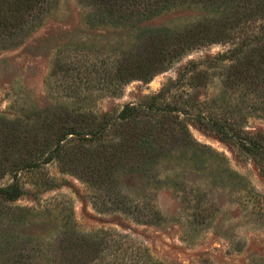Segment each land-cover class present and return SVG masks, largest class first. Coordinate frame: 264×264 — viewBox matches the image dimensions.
I'll list each match as a JSON object with an SVG mask.
<instances>
[{
	"label": "rangeland",
	"instance_id": "1",
	"mask_svg": "<svg viewBox=\"0 0 264 264\" xmlns=\"http://www.w3.org/2000/svg\"><path fill=\"white\" fill-rule=\"evenodd\" d=\"M239 6L233 19L217 20L234 25L223 44H192L167 71L122 88L104 80L105 71L116 75L127 60L137 59L142 51L136 38L143 31L180 33L214 14L183 6L140 30L102 27L88 22L86 0H54L42 25L21 45L0 47V187L17 180L25 190L12 203L0 198V264L25 258L49 264L55 245L73 231L119 234L121 244L109 251L121 263L264 264V168L251 152L184 116L189 105L194 114L237 120L232 127L264 136V80L254 87L256 96L243 97L245 104L231 102L232 78L225 68H197L210 57L230 55L232 47L248 53L253 46L259 54L248 53V59L264 61V13L248 19L250 6ZM206 69L208 77L199 73ZM142 104H153L156 111L117 122L96 141L70 136L45 163L62 131L114 122L126 106ZM174 106L176 111H161ZM138 120L153 130L148 142L133 132ZM173 121L188 127L194 145L174 144ZM149 144L166 149L154 160L139 161L133 145ZM110 145L127 147L123 162L134 170L119 167L115 179L105 175L101 152L110 153ZM35 164L42 167L25 168ZM117 194L144 209L121 210L111 203Z\"/></svg>",
	"mask_w": 264,
	"mask_h": 264
},
{
	"label": "trees",
	"instance_id": "2",
	"mask_svg": "<svg viewBox=\"0 0 264 264\" xmlns=\"http://www.w3.org/2000/svg\"><path fill=\"white\" fill-rule=\"evenodd\" d=\"M53 1L0 0V47L2 49H8L21 45L34 30L42 25L45 17L50 13ZM86 2L88 22H95L98 26L102 27L133 28L140 30L141 25L145 22L159 17L168 10L183 6L200 7L214 14L209 16L208 20L205 19L180 33L169 34L167 33L168 31L161 30L143 31L136 38L137 42H139V46L136 48H140L142 51L137 56V59L133 62H131V59L127 60L128 62L126 61L125 65H121L123 69L121 70L120 68L116 75H113L109 69L105 71L106 75H104L105 77L103 79L108 80L111 86L114 81L119 88L135 80L148 82L158 73L167 71L180 56L187 54L193 48L191 47L192 44L196 46L203 44H223L225 39L231 36L234 25L229 21L219 23L220 20H217L221 19L224 15H231L233 19L235 11L240 7L239 5L241 3H244V5L247 3L250 6L247 10L249 12L248 19L251 16L264 13V0H86ZM213 16H216V18H213ZM261 29L264 31V26ZM251 43H246L245 49L253 44ZM229 50L230 55L224 53L213 58L210 57L209 61L197 64V68L207 64L225 68L232 78L231 84H227V88L231 90L229 95L231 102L233 100L235 102L236 100H241L240 102L245 104L246 101L243 100L245 99L243 97H246L245 100H248L251 96H256L254 87L264 80V61L261 57L262 61L259 60L257 63L252 64V61L248 59V53L254 54V56L259 54V50L254 49L253 46L250 47V52L248 53H245L242 48L234 49L232 47ZM260 50H263V48H260ZM243 53L246 55H243ZM199 73H203L204 77L210 76L207 69L200 70ZM240 77L245 78V82H242ZM113 87V93H116V90H114L115 87ZM156 98L158 97H153L151 100L155 101ZM247 102L250 105L249 101ZM250 103L252 104L250 106L254 107L255 104ZM185 106L188 108L187 111L184 110V116L187 119L196 120L202 127L215 131L222 139L237 143L246 152H251L254 156H257L258 161L256 162L264 168V136H249L242 129L232 127V123H239L237 120L226 119L221 121L217 118L214 120L209 119L207 116L192 113L193 110L189 108V105ZM154 108L153 104H142L138 107L126 106L114 122L98 124L95 127H76L62 131L59 133L61 135L57 137L58 140L55 143L58 147L53 151L51 158L45 163L51 162L53 155L59 152L61 146L70 136H83L85 139L96 141L104 136L109 126H113L117 122L123 124L133 121L142 116L149 118L152 111H156ZM177 109L178 107L174 106L171 109H163L161 111L167 114V110L173 112ZM205 120L207 121L205 122ZM173 123L176 126L170 131V134L174 139V144L180 143L183 146L194 145L195 143L192 140L188 127L182 121H173ZM132 128L135 134L142 133L144 143L148 142L153 132L149 124L142 127L139 120L135 122ZM167 141H169V137L165 139V142ZM110 146L113 149L110 153L101 152L102 160L100 167L103 166L102 169L105 171V175L115 179V172L119 167L134 170V166H128L123 162L129 156V153L127 154V147L125 145ZM133 148L137 149L139 153V161L149 162L152 159L154 160L161 150H165L166 145L158 149H155L150 144L133 145ZM41 167L40 164H35L28 165L25 168L35 170ZM135 170H140L139 164L135 166ZM110 191L109 189L108 192ZM24 194L25 190L19 185L17 180L6 188L0 187V198L4 202L12 203ZM110 198L113 205L125 212L134 213L136 211L139 214L144 209L141 204L132 206V203L127 198L119 194L114 196V199L112 197ZM68 234L67 238L70 237L68 241L65 239L60 245H55V256L49 259V264H138L135 261L121 263L116 253H110V247L119 243V234L113 235L111 232H108L107 234L100 233L87 236L76 231ZM59 254L65 257L58 258L57 256H60ZM14 264H33V262L30 258H25L15 261Z\"/></svg>",
	"mask_w": 264,
	"mask_h": 264
}]
</instances>
